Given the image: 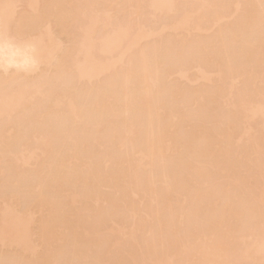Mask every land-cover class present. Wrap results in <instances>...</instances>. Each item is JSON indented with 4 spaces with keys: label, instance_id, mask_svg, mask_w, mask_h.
Listing matches in <instances>:
<instances>
[{
    "label": "bare ground",
    "instance_id": "6f19581e",
    "mask_svg": "<svg viewBox=\"0 0 264 264\" xmlns=\"http://www.w3.org/2000/svg\"><path fill=\"white\" fill-rule=\"evenodd\" d=\"M0 70V264H264V0H0Z\"/></svg>",
    "mask_w": 264,
    "mask_h": 264
},
{
    "label": "rangeland",
    "instance_id": "374dc122",
    "mask_svg": "<svg viewBox=\"0 0 264 264\" xmlns=\"http://www.w3.org/2000/svg\"><path fill=\"white\" fill-rule=\"evenodd\" d=\"M19 9H20V8H19ZM19 9H18V10H19ZM60 40H61V39H60ZM64 43H65V42H64ZM1 70H2V69H1ZM1 70H0V72H1ZM10 70H11V69H10ZM10 70L7 71V72L10 73ZM3 71H4V70H2V72H3ZM11 71H13V69H12ZM3 74H5V72H4ZM100 76H101V75H100ZM100 76H98V77H100ZM102 78H103V77L101 76V77L98 78V79L100 80V79H102ZM98 79H96V80H98ZM258 123H259V125H261V124H260V121H258ZM261 123H262V121H261ZM67 259H68V258H67ZM67 259H66V260H67ZM67 262L70 264L69 261H65L66 264H68ZM65 263H63V264H65Z\"/></svg>",
    "mask_w": 264,
    "mask_h": 264
}]
</instances>
